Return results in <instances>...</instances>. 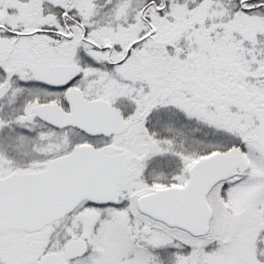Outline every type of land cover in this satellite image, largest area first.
<instances>
[{"label":"snow or ice","instance_id":"1","mask_svg":"<svg viewBox=\"0 0 264 264\" xmlns=\"http://www.w3.org/2000/svg\"><path fill=\"white\" fill-rule=\"evenodd\" d=\"M0 264H264V0H0Z\"/></svg>","mask_w":264,"mask_h":264}]
</instances>
